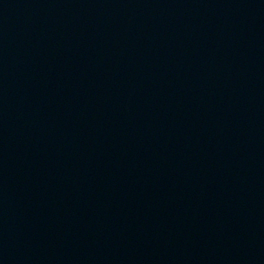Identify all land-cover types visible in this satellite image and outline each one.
Masks as SVG:
<instances>
[{
    "label": "water",
    "instance_id": "obj_1",
    "mask_svg": "<svg viewBox=\"0 0 264 264\" xmlns=\"http://www.w3.org/2000/svg\"><path fill=\"white\" fill-rule=\"evenodd\" d=\"M0 264H264V0H0Z\"/></svg>",
    "mask_w": 264,
    "mask_h": 264
}]
</instances>
